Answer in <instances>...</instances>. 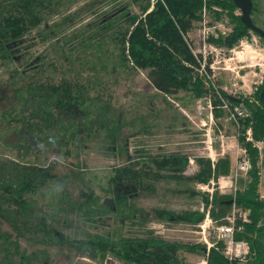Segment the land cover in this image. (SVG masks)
I'll return each instance as SVG.
<instances>
[{"label": "trees", "instance_id": "obj_1", "mask_svg": "<svg viewBox=\"0 0 264 264\" xmlns=\"http://www.w3.org/2000/svg\"><path fill=\"white\" fill-rule=\"evenodd\" d=\"M60 1L0 0V64L2 66L4 64L7 70L5 80H0V86L9 89L13 96V103L3 110L0 109V123H4L5 127L0 129V137L5 131H11L19 136L15 144L0 142L2 149L35 150L38 148L36 141L46 142L47 130L52 124H54L50 132L52 135H60L63 128L64 131L68 130L70 135L82 131L86 137H90L95 127L94 114L108 110L109 106V101L99 106L101 98L98 97L96 88L100 81V70L108 74L118 66H125L129 70L138 68L147 70L154 80V87L160 91L167 93L183 91L193 99L209 93L211 88H206L202 78L197 74L198 64L184 37L186 31L201 20L203 8L216 19L225 13L233 22L231 30L226 35L207 37V42L214 47L230 50L240 39L249 37V31L264 42V38L255 31L243 26L239 14H235L237 8L232 0H152L151 3L149 0H142L138 5L140 14L130 13L120 6L109 11L108 16V11H104L101 16H107V19L101 21L102 17L99 15L90 21L86 25L92 30V35L87 33L83 37V34L76 31L68 35L63 34L62 31L71 22L70 15L51 26H43V31L38 30L46 15L54 13L61 6ZM253 10L252 4L251 12ZM119 19H123L125 25L118 27L114 34L115 50L110 52L115 58L114 64L108 68L105 62L99 67L89 64L88 61L78 62L79 57L74 54L75 50L67 46L68 42L77 38L78 46H95L96 38L101 37ZM33 30L35 31L32 32ZM45 41L50 43V50L55 57L53 61L49 60L48 51L47 55L43 53L35 55L31 52L33 45ZM60 43L65 46V54ZM70 57L73 59L70 60ZM99 57L94 59L99 61ZM59 61L78 63L80 69L77 72L78 79L71 80L63 76L54 82L49 75L58 71ZM85 71L91 72L86 74V78L81 76V72ZM64 72L65 70L62 71V75ZM263 86L264 74L260 84L252 92V97L257 100L258 105L245 98H237L246 110V115L240 119L239 132L243 133L245 128L250 127L255 140H264V94L262 98L259 97ZM220 93L229 103H236L230 98L232 96L226 95L222 90ZM212 103L213 116H221L223 113L216 107L217 100L212 98ZM99 127L104 128L102 125ZM109 139L112 140L113 137L110 135ZM28 140L30 141L27 142ZM67 140L69 137L66 136ZM79 140L80 138L77 141ZM239 142L245 147L249 160V169L246 173L248 182L244 189L235 191L234 195L221 194L216 189L210 195L202 194L203 209L200 211L174 212L155 208L152 210V216L164 222L195 225L204 219L205 209L208 207V218L214 225H220L225 223V217L230 213L232 206L240 211H247V221L240 224V230L234 231V238L244 240L249 246V253L243 264H264L262 243L264 196L260 198L257 190L258 152L249 143H245L242 137L239 138ZM138 158L125 165L107 169L106 178L104 172L102 173L105 181L100 180V184L97 183L95 187L104 193L103 198L85 187L84 192L83 190L79 192L83 202H68L71 209L80 210L81 215L87 218L84 220L85 224L98 227L100 213H104L105 218L107 213L113 212L120 216L133 212L135 208L132 205L133 199L137 198L141 191L153 188L143 178H150L153 176L152 173L155 175L158 171H166L167 178L173 176L178 180L206 184L210 178L216 180L220 176H227L230 171L227 155L217 158L212 169L209 160L194 158L198 170L189 176L181 175L188 163V157L185 155L168 153ZM23 169L25 170L20 175L18 186L3 185L6 195L3 199L14 204L11 210L12 218L10 213L5 212L1 215L3 220L11 224L17 233H20L21 227L29 228L30 221L35 220L38 225L31 222L35 231L39 230L41 234L46 235V238L42 236L41 241L48 242V238H51L54 242H63L61 234L53 231L50 226L47 228L42 218L33 217V213L28 212L34 203L27 201L26 198L38 185L47 181L48 184L56 182V178L47 172L46 166ZM228 200H232V203H224ZM135 209L138 213L141 212V209ZM239 223L237 220L236 225ZM64 242H67V239H64ZM68 246L75 248L79 253H86L99 262L111 257L122 264H183L181 258L177 257L178 251H195L201 253L205 264H239L223 255L221 242L216 240L205 250L204 244L169 242L151 232H145L142 236H122L116 228L100 230L97 234L71 240ZM20 257L26 259L25 256Z\"/></svg>", "mask_w": 264, "mask_h": 264}, {"label": "rangeland", "instance_id": "obj_2", "mask_svg": "<svg viewBox=\"0 0 264 264\" xmlns=\"http://www.w3.org/2000/svg\"><path fill=\"white\" fill-rule=\"evenodd\" d=\"M149 2L151 3L152 0ZM251 2L254 10L250 17L253 23L264 31V0H251ZM60 3L61 6L54 13L46 15L38 30L43 31V26H51L59 22L61 18L70 15L71 22L66 24L63 34L68 35L76 31L83 34L82 37L87 33L92 35V30L86 25L90 21L99 15L102 17L101 21L107 19L109 11L119 6L129 10L130 13L140 14L138 5L142 3V0H61ZM104 11H108L107 16H101ZM235 14H239L238 9L235 10ZM124 25L125 21L119 19L101 37L96 38L95 46H78L77 38L68 42L67 46L75 50L74 54L79 57L78 62L88 61L96 67L105 62L110 68L115 59L111 55L115 50L114 34L118 27ZM201 25V20L195 22L184 35L191 50H197L199 45L197 33L202 28ZM203 25L209 28L207 36L217 37L226 35L231 30L233 22L225 13L216 19L212 13L205 10ZM248 36L240 39L230 50L214 47L215 52L209 58L208 62L211 63L212 71L216 75L214 84L220 90L224 88L225 94L232 95V92L245 90L243 83L247 85L250 81H258L264 74V42L251 31L248 32ZM205 41L207 44V39ZM97 44L100 45L97 46ZM60 47L63 52L65 50L63 53L65 54V46L60 43ZM50 48V43L45 41L33 45L31 52L35 55L42 53L47 55L48 51L49 60L53 61L55 57ZM97 57L100 58L99 61L94 59ZM70 58V60L73 59ZM57 64L58 71L49 75L54 82L63 76L71 80L78 79L77 72L80 71L78 63L59 61ZM63 70L65 72L62 75ZM90 73V71L81 72V76L86 78V74ZM6 75L5 65L0 64V80H5ZM99 79L96 88L98 97L101 98L99 106L108 101L109 106L108 110L94 114L95 127L90 137H86L82 131L70 135L69 131H64L63 128L60 135H52L50 133L54 125L52 124L47 130L46 142L36 141L38 148L35 150L15 151L0 147L2 163L0 165V264H122L111 257H106L99 262L86 253H79L75 248L68 246L71 240L82 239L85 235H93L100 230L114 228L119 229L122 236H142L145 232H151L169 242L204 244L207 250V245L202 241L199 233L201 229L198 227L203 224L204 219L199 224L190 225L164 222L152 216V210L155 208L174 212L203 209L201 196L206 193L205 189L199 190L197 188L199 183L178 180L172 175L171 178H167L166 171H158L155 175L152 173L153 176L148 179L143 177L153 188L141 191L140 195L133 199L132 205L141 209L142 213H138L135 208L133 212L120 216L112 212L105 214L104 218V213H100L98 217L100 225L96 227V225L85 224L87 218L81 215L80 210L70 208L68 202H83L79 192L82 190L84 192L85 187L103 198L104 193L95 187L97 183L100 184V180L105 181L102 173L104 172L106 178L107 169L136 161L138 157L148 155L156 157L176 153L185 155L191 160L196 157L209 160L206 157L207 149L202 142L205 140L203 134L206 128V125L202 123H206L207 120L205 115L195 113L193 106L195 99L186 92L160 91L154 87V80L147 70L138 68L129 70L125 66H118L108 74L100 70ZM90 94L93 96L92 92ZM11 103H13L12 93L9 89L0 86V109H5ZM222 115L213 117L212 111L215 126L211 125L210 131L217 128V131L220 130L224 135H229L235 131V128L224 121ZM101 125L104 128L99 127ZM2 127L5 128L4 123H0V129H3ZM110 135L113 137L112 140L109 139ZM66 136L69 137L67 141ZM18 139L17 134L5 131L1 134L0 142L15 144ZM212 149L214 152L219 151L216 141H212ZM258 165L257 190L259 197L262 198L264 196V140L258 151ZM35 166H46L47 172L56 178V182L42 183L26 197L27 201L34 203L28 212L33 213V217L42 218L47 228L50 226L53 231L61 234L63 241L61 243L54 242L51 238H48V242L41 241L42 236L46 238V235L41 234L39 230L35 231L34 225L31 224V222L37 223L35 220L30 221L29 228L21 227L20 233H17L13 226L1 216L8 212L12 218L11 210L14 208L12 201L3 199L6 196L3 191L4 186L8 187L11 184L18 186L20 175L25 170L23 168ZM197 170L198 166L193 161L189 167L184 168L181 175L189 176ZM153 171L157 170L153 169ZM216 180L213 182L212 191L216 189L221 194L232 195L235 191L246 187L248 177L246 174L237 176L236 182L231 183V186H228L229 183L226 180L227 185L220 191ZM220 182L223 183V180ZM232 185L235 186L234 192ZM64 239H67V242H64ZM215 240V233L211 231L207 242L211 243ZM71 243L75 244V242ZM262 243L264 244V238ZM20 255L25 256L26 259H22ZM177 257L181 258L183 264H205L199 252L178 251Z\"/></svg>", "mask_w": 264, "mask_h": 264}, {"label": "built area", "instance_id": "obj_3", "mask_svg": "<svg viewBox=\"0 0 264 264\" xmlns=\"http://www.w3.org/2000/svg\"><path fill=\"white\" fill-rule=\"evenodd\" d=\"M204 13L205 9L203 8L201 13L202 28H200L199 32L197 33L199 45L197 47V50L190 49V52L192 53L195 61L198 64V67L196 69L197 74L202 78L205 87H210L211 91L202 97L196 98L193 102V106L195 113L197 115H205V118L207 120L206 123H202L203 125H206L205 133L203 134L205 140H203L202 142L205 144V148L207 149L206 157H208L209 159L211 169L213 168V164L217 157L227 154L230 158L231 167L229 174L227 176L219 177L216 180L217 188L220 191L223 189V187H225V185H227L225 184L226 180L229 183L228 186H231V183L234 184L236 182L237 176H244L249 169L247 151L245 147H243L239 142V138L242 137L243 141L256 148L257 152L260 150L262 140L253 139L250 127L245 128L243 133L239 132L240 119L246 115L245 107L240 101L233 104L229 103L226 98L221 95L220 88H217L214 84L216 75L212 71L213 69L211 63H209L208 61L209 58H211L212 54L215 52V48L208 42L207 44L205 43V39H207L208 37L207 31L209 28L203 25ZM262 76H260V80L258 81H250L247 85L243 83V86H245V90L237 91L234 93L232 92V95L226 93V95L235 98L242 97L253 102L255 105H258L257 100L252 97V92L256 88V86L260 84ZM221 90L225 91L224 88ZM212 98L217 100L218 103L216 107L222 110L223 120L229 122L230 124H232V126H234L235 131L233 133L224 135L220 130L217 131V128L216 130L211 129L210 131V126H215V121L212 118V111L214 108ZM212 141H216L218 143V152L213 151ZM193 161L194 160L188 159L186 167H189V165H191ZM220 180H223L224 184L221 183ZM214 181L215 180L213 178H210L206 184H197V188H199V190L205 189L204 192L210 195L212 192ZM232 186V191L234 192L235 186ZM232 195H234V193H232ZM207 213L208 207L205 209L203 224L198 225V227L201 229L199 233L201 234L202 241L206 243L208 248L211 243L207 242V238L210 235L211 231H213L216 236V241L221 242L223 255L229 260H234L239 264H243L247 259L249 246L244 240L235 239L234 231L240 230V224L247 221L246 212L240 211L232 206L230 213L225 217V223L220 225H214L208 218ZM237 220H239L240 222L238 225H236Z\"/></svg>", "mask_w": 264, "mask_h": 264}, {"label": "water", "instance_id": "obj_4", "mask_svg": "<svg viewBox=\"0 0 264 264\" xmlns=\"http://www.w3.org/2000/svg\"><path fill=\"white\" fill-rule=\"evenodd\" d=\"M235 7L239 10V20L245 26L246 28H249L251 30H254L258 33L259 36L264 38V31L256 27L250 17V12L252 8V2L251 0H232ZM264 94V86L262 87L259 97L262 98ZM231 99L235 100L236 102L239 101V99L230 97ZM226 204H231L232 200L225 201Z\"/></svg>", "mask_w": 264, "mask_h": 264}, {"label": "flooded vegetation", "instance_id": "obj_5", "mask_svg": "<svg viewBox=\"0 0 264 264\" xmlns=\"http://www.w3.org/2000/svg\"><path fill=\"white\" fill-rule=\"evenodd\" d=\"M252 21V20H251ZM252 23H253V21H252ZM254 24V23H253ZM255 25V24H254ZM256 26V25H255ZM257 27V26H256ZM254 31V30H253ZM257 33V32H256ZM258 34V33H257Z\"/></svg>", "mask_w": 264, "mask_h": 264}, {"label": "crops", "instance_id": "obj_6", "mask_svg": "<svg viewBox=\"0 0 264 264\" xmlns=\"http://www.w3.org/2000/svg\"><path fill=\"white\" fill-rule=\"evenodd\" d=\"M230 167H231V162H230ZM230 172V171H229Z\"/></svg>", "mask_w": 264, "mask_h": 264}]
</instances>
